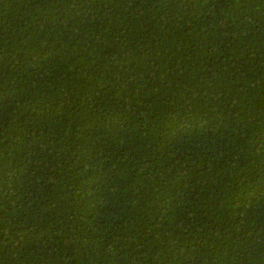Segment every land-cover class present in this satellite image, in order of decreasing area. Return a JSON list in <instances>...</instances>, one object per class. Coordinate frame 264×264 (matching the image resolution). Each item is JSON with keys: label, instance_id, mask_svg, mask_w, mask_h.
Wrapping results in <instances>:
<instances>
[{"label": "trees", "instance_id": "trees-1", "mask_svg": "<svg viewBox=\"0 0 264 264\" xmlns=\"http://www.w3.org/2000/svg\"><path fill=\"white\" fill-rule=\"evenodd\" d=\"M0 264H264V0H0Z\"/></svg>", "mask_w": 264, "mask_h": 264}]
</instances>
